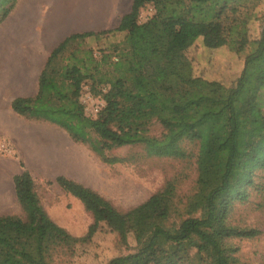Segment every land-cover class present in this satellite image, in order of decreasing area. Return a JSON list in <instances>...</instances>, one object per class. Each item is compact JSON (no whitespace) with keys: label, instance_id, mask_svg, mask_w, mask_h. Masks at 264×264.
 Listing matches in <instances>:
<instances>
[{"label":"trees","instance_id":"trees-1","mask_svg":"<svg viewBox=\"0 0 264 264\" xmlns=\"http://www.w3.org/2000/svg\"><path fill=\"white\" fill-rule=\"evenodd\" d=\"M15 2L0 0V22ZM245 3L132 0L115 28L70 35L53 49L39 75L36 94L12 99L15 113L60 126L73 141L88 143L113 162L105 156L106 150L139 142L113 127L118 99L127 82L147 78L171 93L173 118L198 142L195 187L180 207L166 201L175 193L169 181L141 204L121 212L93 189L58 176L57 184L80 199L93 217L87 234L75 237L44 211L34 179L23 169L12 180L25 218L0 215V264H52L56 250L71 251L76 243L89 239L100 223L125 242L128 216L149 209H157L161 217L175 214L177 229L156 225L146 244L107 264H242L232 239L253 238L260 231L233 224L230 216L236 203L248 200L256 171L264 170V2L258 15L244 9ZM145 6L152 7V14L139 22ZM249 18L261 25L254 40L246 34ZM118 33L123 34L120 50L114 46L98 59L90 50L75 49L63 55L75 41ZM197 40L207 49L228 45L240 52L251 48L231 85L193 74L185 52ZM100 64L110 72L100 73ZM87 81L92 93L105 102L96 117L85 114L79 99ZM105 84L109 86L104 90ZM161 121L172 125L168 118Z\"/></svg>","mask_w":264,"mask_h":264},{"label":"rangeland","instance_id":"rangeland-1","mask_svg":"<svg viewBox=\"0 0 264 264\" xmlns=\"http://www.w3.org/2000/svg\"><path fill=\"white\" fill-rule=\"evenodd\" d=\"M123 2L127 7L130 0ZM263 2L246 0L244 9L258 15ZM151 14V6L142 7L139 22ZM247 26L246 34L249 40H254L261 30L260 21L249 18ZM122 39L121 33L86 37L73 42L63 55H69L75 49L90 50L98 59L114 46L120 50ZM250 49L248 46L237 52L228 45L207 49L197 40L185 53L194 75L229 86L240 74L244 56ZM99 69L100 73L109 71L105 64H100ZM108 86L105 84L102 88L105 90ZM79 99L85 114L91 117L97 115L93 112L95 105L103 106L105 103L92 93L89 81L84 83ZM171 101L170 92L160 89L147 78L127 82L124 95L118 99L113 127L122 128L127 137L139 139V142L106 150L105 156L115 159L113 162L94 152L88 143L73 141L56 124L12 114L9 121L11 130L19 132L34 179V190L48 216L75 237L85 236L93 222L82 201L57 184L55 178L58 176L93 189L121 212L141 204L171 181L175 185V193L166 201L172 206H182L195 187L198 142L173 118ZM166 118L172 121V125L166 126L161 121ZM14 151L13 141L0 135V155L12 157ZM254 180L248 200L236 203L230 216L233 224L260 231L253 238L232 239L238 247L237 257L242 264H264V170L256 171ZM6 214L25 218L17 200L13 201ZM178 222L179 218L173 213L161 217L157 209L136 211L127 218L125 242L115 231L100 223L89 239L76 243L71 251L56 250L52 264H107L111 258L133 252L146 244L156 225L175 231Z\"/></svg>","mask_w":264,"mask_h":264},{"label":"crops","instance_id":"crops-1","mask_svg":"<svg viewBox=\"0 0 264 264\" xmlns=\"http://www.w3.org/2000/svg\"><path fill=\"white\" fill-rule=\"evenodd\" d=\"M131 1L125 7L123 0H16L0 22V135L15 147L14 156L0 155V215L17 200L13 177L29 171L19 132L9 124L12 114L20 116L12 99L36 94L48 56L65 38L115 28Z\"/></svg>","mask_w":264,"mask_h":264},{"label":"built area","instance_id":"built-area-1","mask_svg":"<svg viewBox=\"0 0 264 264\" xmlns=\"http://www.w3.org/2000/svg\"><path fill=\"white\" fill-rule=\"evenodd\" d=\"M100 107H102V104L101 105H99V104L95 105V108L93 109V112H94L95 115L97 114V112L100 109Z\"/></svg>","mask_w":264,"mask_h":264}]
</instances>
